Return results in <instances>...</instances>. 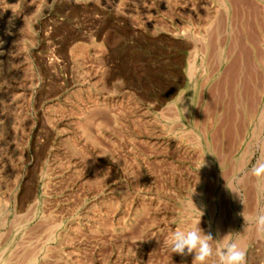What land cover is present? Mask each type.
Here are the masks:
<instances>
[{
  "label": "rangeland",
  "instance_id": "374dc122",
  "mask_svg": "<svg viewBox=\"0 0 264 264\" xmlns=\"http://www.w3.org/2000/svg\"><path fill=\"white\" fill-rule=\"evenodd\" d=\"M4 6L0 264H191L170 234L244 209L264 264V0Z\"/></svg>",
  "mask_w": 264,
  "mask_h": 264
},
{
  "label": "clouds",
  "instance_id": "9594fccd",
  "mask_svg": "<svg viewBox=\"0 0 264 264\" xmlns=\"http://www.w3.org/2000/svg\"><path fill=\"white\" fill-rule=\"evenodd\" d=\"M250 174L264 180V156L256 159ZM230 191L238 195L234 190ZM238 197L241 200L239 195ZM240 215L245 221L242 231L217 233L215 238L210 231L206 234L199 225L190 230L173 231L169 238L172 253L192 256L191 264H247L250 217L246 209ZM251 220L257 234L264 237V212L255 215Z\"/></svg>",
  "mask_w": 264,
  "mask_h": 264
},
{
  "label": "bare ground",
  "instance_id": "6f19581e",
  "mask_svg": "<svg viewBox=\"0 0 264 264\" xmlns=\"http://www.w3.org/2000/svg\"><path fill=\"white\" fill-rule=\"evenodd\" d=\"M7 1H11V0H5V2ZM24 16V12H20V13H15L9 6H4V7H0V20H4V19H12L15 23H18L21 21V19L23 18ZM251 35V34H250ZM256 38V37H255ZM254 38V39H255ZM3 48V47H2ZM244 48V47H243ZM0 49H1V46H0ZM243 50V49H242ZM1 51V50H0ZM243 54V53H242ZM243 55H246V54H243ZM247 58V57H246ZM250 62V61H249ZM245 64V63H244ZM243 64V65H244ZM234 65V64H233ZM247 65V64H246ZM245 67V65H244ZM235 69V68H234ZM251 69V68H250ZM246 70V68H245ZM253 71V70H252ZM251 71V72H252ZM253 73V72H252ZM192 74V73H191ZM233 75V74H232ZM231 76V75H230ZM243 73L240 72L239 76H238V79L239 80H242V77H243ZM249 78V77H248ZM218 79V78H217ZM237 79V78H236ZM237 79V80H238ZM247 82V81H246ZM236 83V82H235ZM245 83V82H244ZM238 87V86H237ZM257 88V87H256ZM251 89V88H250ZM227 90V89H226ZM238 102V101H237ZM231 108V107H230ZM239 109V108H238ZM231 111V110H230ZM240 111V110H239ZM264 115V114H263ZM264 118V117H263ZM239 120V119H238ZM263 121V120H262ZM261 121V122H262ZM260 127V126H259ZM231 135V134H230ZM261 137V136H260ZM250 155V154H249ZM247 158V157H246ZM250 158V157H249ZM248 158V159H249ZM244 159V158H243ZM198 198V197H197Z\"/></svg>",
  "mask_w": 264,
  "mask_h": 264
}]
</instances>
